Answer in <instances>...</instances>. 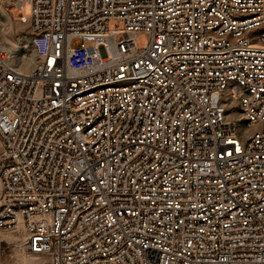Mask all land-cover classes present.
<instances>
[{
	"label": "built area",
	"instance_id": "obj_1",
	"mask_svg": "<svg viewBox=\"0 0 264 264\" xmlns=\"http://www.w3.org/2000/svg\"><path fill=\"white\" fill-rule=\"evenodd\" d=\"M6 1L35 59L0 41V228L46 264H264V0Z\"/></svg>",
	"mask_w": 264,
	"mask_h": 264
},
{
	"label": "rangeland",
	"instance_id": "obj_2",
	"mask_svg": "<svg viewBox=\"0 0 264 264\" xmlns=\"http://www.w3.org/2000/svg\"><path fill=\"white\" fill-rule=\"evenodd\" d=\"M0 9L4 11L11 19L12 27L8 33V37L13 43L7 41L5 36L2 35L3 28L5 27V16L0 14V41L6 47L9 53V62L19 67L20 60L26 57H34V54L29 43V30L28 27L17 21L16 13L22 12L24 15H28L29 6L27 3L22 4V9L11 10L9 3L6 0H0ZM107 26L109 28L122 27V21L120 19L111 18L108 20ZM6 39V40H5ZM134 43L136 46H141L146 42V35L143 31H139L134 35ZM75 39L71 40V43H75ZM15 68V67H14ZM18 70V69H17ZM21 71V70H20ZM12 234H18L16 239L9 238ZM23 234L20 231H11L0 228V264H30L25 258L33 256L40 258V262L37 264H46V257L32 252H29L22 240ZM20 238V239H19ZM24 255V256H23ZM22 256V257H21ZM32 264V263H31Z\"/></svg>",
	"mask_w": 264,
	"mask_h": 264
},
{
	"label": "bare ground",
	"instance_id": "obj_3",
	"mask_svg": "<svg viewBox=\"0 0 264 264\" xmlns=\"http://www.w3.org/2000/svg\"><path fill=\"white\" fill-rule=\"evenodd\" d=\"M0 14L3 16H5V20H4V24H5V27L3 28V32H2V35L5 36V38L7 39V41H9L10 43H13L12 40L8 37V33L10 32L11 30V27H12V22H11V19L10 17L0 9ZM5 39V40H6ZM34 62V58L31 56V57H26L24 56L20 62H19V67L17 68V66H15V64H12L13 67H15L16 69L18 70H21V71H27L30 66L33 64ZM17 235L18 234H12L9 238H12V239H16L17 238ZM20 239V238H19ZM37 254V253H35ZM38 255H41V254H38ZM24 256V255H23ZM43 256V255H41ZM22 257V256H21ZM25 260L27 262H29L30 264H37L40 262V258H35L33 256H30V257H27L25 258Z\"/></svg>",
	"mask_w": 264,
	"mask_h": 264
}]
</instances>
